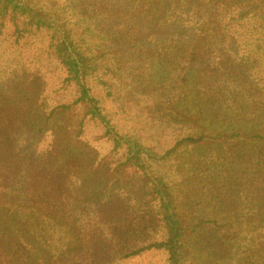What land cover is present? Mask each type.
<instances>
[{
  "label": "rangeland",
  "instance_id": "rangeland-1",
  "mask_svg": "<svg viewBox=\"0 0 264 264\" xmlns=\"http://www.w3.org/2000/svg\"><path fill=\"white\" fill-rule=\"evenodd\" d=\"M22 1L0 33V264H264L259 30L209 0H96L87 38L92 0ZM61 17L85 72L34 26Z\"/></svg>",
  "mask_w": 264,
  "mask_h": 264
},
{
  "label": "trees",
  "instance_id": "trees-1",
  "mask_svg": "<svg viewBox=\"0 0 264 264\" xmlns=\"http://www.w3.org/2000/svg\"><path fill=\"white\" fill-rule=\"evenodd\" d=\"M95 1V2H94ZM98 1V0H97ZM129 1V0H126ZM169 1V7L173 0ZM181 2V0H178V2ZM192 1V11L196 12L200 9L201 3L203 0H190ZM89 1H86V3H83L81 6V11H77L76 15L79 17V22L81 25H83V34L87 35V38H91L94 33H101L102 31H96L94 29V25H91V18L92 15L95 13H98V18L102 17L100 11H96L95 7L92 5L96 3V0H92V2L87 3ZM120 4L118 5V8L122 6L123 12L122 16L126 18V16L129 13H132L133 4L131 5H125L123 0L119 1ZM209 2L215 4H218L219 8H225L227 13L230 15V23L233 24L235 27H238V33H248V32H255L254 37H249L248 40H243V46H246V51H264V0H209ZM70 5V1L66 2ZM197 4V5H196ZM178 8H182V5L178 6ZM69 9L72 10V8L69 7ZM177 7L173 9V12H176ZM214 12L218 13L217 9H214ZM120 12L118 11V14ZM141 13V15H140ZM145 12L142 10V7H140L136 14L144 20L145 17L142 16ZM182 14V12H180ZM171 15V12L169 13ZM18 15V17H16ZM26 15L27 17H31L29 12L25 11V4L22 0H0V33L4 29V24L6 22L7 17L9 16V20L13 23L18 22V20ZM76 15L73 14L71 18H76ZM91 17V18H90ZM247 19L249 23L244 24L243 22ZM61 20L67 21L64 24H60L59 22ZM123 22V21H122ZM239 25V26H237ZM16 26V25H15ZM27 26L33 27L32 23L27 24ZM34 26H39L41 28H49V29H57L60 33V39L61 43L60 51L63 55V58L67 63V66L69 63L72 65V67L78 71H86L88 70V67L91 64V61L94 62L93 59H88L86 61L83 60L82 53L80 51H84L82 49V45H78L74 42H72V39H70L69 35V20L65 19L64 17L56 18L55 21L49 22L48 25L40 23L37 21ZM249 26V27H248ZM17 27V26H16ZM115 27H121L124 29L125 25L123 24H117ZM236 29V28H234ZM101 40V39H100ZM19 41L16 42V47L14 51H24L22 46L19 45ZM25 42H23L24 46ZM2 56H5V53L2 54ZM22 53L18 54V57H21ZM1 58V56H0ZM4 62V61H2ZM1 62V63H2ZM93 71L92 73H94Z\"/></svg>",
  "mask_w": 264,
  "mask_h": 264
}]
</instances>
